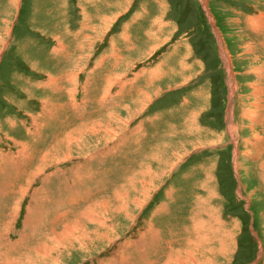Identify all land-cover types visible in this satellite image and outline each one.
Masks as SVG:
<instances>
[{"label":"rangeland","instance_id":"1","mask_svg":"<svg viewBox=\"0 0 264 264\" xmlns=\"http://www.w3.org/2000/svg\"><path fill=\"white\" fill-rule=\"evenodd\" d=\"M0 264H264V0H0Z\"/></svg>","mask_w":264,"mask_h":264},{"label":"crops","instance_id":"2","mask_svg":"<svg viewBox=\"0 0 264 264\" xmlns=\"http://www.w3.org/2000/svg\"><path fill=\"white\" fill-rule=\"evenodd\" d=\"M231 98H232V96L230 95V92H229L228 95H227V97H226V105H228V110H227V113L226 114L228 115V117H227L228 120H230V111H231V107H232V100H231ZM226 130H227V133H229L228 126H227V129Z\"/></svg>","mask_w":264,"mask_h":264},{"label":"bare ground","instance_id":"3","mask_svg":"<svg viewBox=\"0 0 264 264\" xmlns=\"http://www.w3.org/2000/svg\"><path fill=\"white\" fill-rule=\"evenodd\" d=\"M223 50V49H222ZM227 59V58H226ZM226 59H225V61H226ZM227 62V61H226ZM230 66V65H229ZM139 207V206H138Z\"/></svg>","mask_w":264,"mask_h":264}]
</instances>
